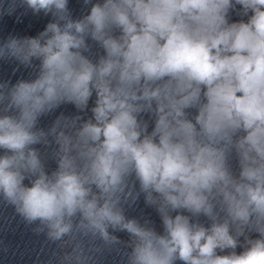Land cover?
I'll return each mask as SVG.
<instances>
[{"label":"clouds","instance_id":"9594fccd","mask_svg":"<svg viewBox=\"0 0 264 264\" xmlns=\"http://www.w3.org/2000/svg\"><path fill=\"white\" fill-rule=\"evenodd\" d=\"M81 8L0 0V17L51 16L0 40V61L34 72L0 80V201L56 245L48 264H264V0ZM141 196L162 233L126 215Z\"/></svg>","mask_w":264,"mask_h":264}]
</instances>
